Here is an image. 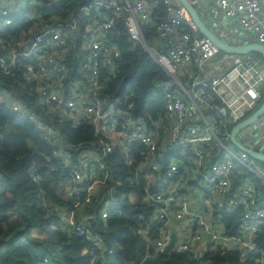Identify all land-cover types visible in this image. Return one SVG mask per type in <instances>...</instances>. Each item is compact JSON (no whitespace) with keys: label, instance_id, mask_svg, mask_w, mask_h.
Returning a JSON list of instances; mask_svg holds the SVG:
<instances>
[{"label":"built area","instance_id":"2783aa9c","mask_svg":"<svg viewBox=\"0 0 264 264\" xmlns=\"http://www.w3.org/2000/svg\"><path fill=\"white\" fill-rule=\"evenodd\" d=\"M58 1L32 0L30 9ZM189 1L210 32L225 44L264 47V0ZM26 6V0H0V32L11 27L12 15L23 13ZM91 11L94 17L79 51L83 56L78 71L81 78L71 84L67 100L64 79L69 70L60 62L70 56L69 41L74 40L77 24L68 25L69 31L44 29L18 42L6 60L0 55L4 71L9 73L12 66L24 69L26 81L35 85L54 114L76 122L87 120L100 136L95 146L101 150L78 145L75 154L69 152L57 130L0 91V103L6 101L14 112L35 123L53 146V157L61 159L70 177L59 184L61 195L80 196L73 209H61L65 230L84 237L93 253L103 252L104 238L77 221L80 213L102 203L100 217L105 222L111 208L122 201L134 204L139 200L135 194L121 195L120 188L140 183L142 202L153 206L157 216L156 253H188L200 258L237 250L241 260L249 257L255 264H264V248L258 242L264 228L260 195L264 193V168L231 143L232 130L264 102V59L255 53L220 50L198 31L180 0H95ZM24 14L35 21L42 18L34 11ZM119 21L130 43L140 46L164 74L156 84L166 104V114L159 119L136 117L132 104L124 107L120 99L99 94L115 74V61L120 58L119 47L107 38ZM237 141L264 154V113L239 131ZM135 144L145 150L123 178L127 184L118 180L107 191L112 172L106 158L119 149L131 167ZM162 162L167 165L164 169ZM240 173H250L255 180H236ZM221 212L239 215L236 236L225 234ZM153 226L148 224L139 234L147 238Z\"/></svg>","mask_w":264,"mask_h":264},{"label":"trees","instance_id":"16d2710c","mask_svg":"<svg viewBox=\"0 0 264 264\" xmlns=\"http://www.w3.org/2000/svg\"><path fill=\"white\" fill-rule=\"evenodd\" d=\"M94 1L59 0L52 6L44 3L31 10L32 0H26L23 13L12 15L13 25L0 32V55L6 60L9 50L18 42L44 29L69 31L68 25L77 24L74 40L69 41L70 56L60 62L69 70L64 79V100H67L71 84L81 78L78 71L82 67L83 56H79V51L94 17L91 11ZM32 11L41 15L40 21L25 16L24 13ZM107 38L119 47L120 58L115 61V74L99 91L100 96L120 99L124 107L132 104L136 117L147 120L163 117L166 104L163 96L157 93L156 84L164 79V74L140 46L130 43L122 21L108 33ZM8 71H4L0 63V91L5 98L13 96L30 115L57 130L69 152L75 154L78 145L101 150L95 146L100 136L87 120L76 122L54 114L42 102L35 85L26 81L23 68L12 66ZM131 149L134 156L131 167L119 149L106 158L112 172L107 191L118 180L127 184L123 178L137 165L141 159L139 153L145 150L139 144ZM52 152L53 146L44 139L43 132L35 123L14 112L6 101L0 103V264H93L96 260L98 264H255L249 257L241 260V253L237 250L203 254L200 258L188 253H156L153 242L158 236L157 216L153 206L142 202L144 187L140 183L120 188L121 195L135 194L139 200L134 204L122 201L121 205L111 208L105 222L100 217L102 203L82 210L77 221L104 238L105 250L93 253L92 245L84 237L72 229L65 230L61 209H73L80 196L66 198L61 195L59 184L69 181L70 177L61 159L56 160ZM258 164L264 168V163ZM162 167L164 169L167 165L162 162ZM240 178L255 180L250 173H240L236 180ZM260 195L264 202L262 191ZM221 214L225 234L236 236L240 226L239 215ZM12 216L17 219L11 221ZM150 223L154 229L145 238L139 231ZM38 234L42 238L34 236ZM258 242L264 248V228Z\"/></svg>","mask_w":264,"mask_h":264},{"label":"water","instance_id":"95a60500","mask_svg":"<svg viewBox=\"0 0 264 264\" xmlns=\"http://www.w3.org/2000/svg\"><path fill=\"white\" fill-rule=\"evenodd\" d=\"M183 7L187 10L189 15L192 18L193 23L197 27L198 31L206 38L211 40V42L217 46L220 50L226 53L231 54H248V53H255L259 56H261L264 59V47L261 45L253 44L249 46H243V47H232L224 42H222L219 38H217L210 30L205 26L202 19L200 18V15L196 8L190 3L189 0H180ZM264 113V102L261 106V108L256 111L253 115H251L249 118H247L245 121L238 124L231 132V143L233 146H235L238 150L246 153L249 155L252 159H255L258 162L264 163V154L258 153L255 151H252L250 149L245 148L241 143L237 141V134L239 131L256 121L262 114ZM210 239V237H209ZM174 245V240L171 243V245L168 247L167 251L171 250V248Z\"/></svg>","mask_w":264,"mask_h":264},{"label":"rangeland","instance_id":"374dc122","mask_svg":"<svg viewBox=\"0 0 264 264\" xmlns=\"http://www.w3.org/2000/svg\"><path fill=\"white\" fill-rule=\"evenodd\" d=\"M17 218L15 217V216H12V218L10 219L11 221H15ZM34 236H37V237H40V238H42V236L41 235H34Z\"/></svg>","mask_w":264,"mask_h":264},{"label":"crops","instance_id":"0c3cea01","mask_svg":"<svg viewBox=\"0 0 264 264\" xmlns=\"http://www.w3.org/2000/svg\"><path fill=\"white\" fill-rule=\"evenodd\" d=\"M95 264V263H94ZM98 264V263H97Z\"/></svg>","mask_w":264,"mask_h":264}]
</instances>
